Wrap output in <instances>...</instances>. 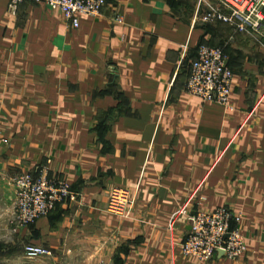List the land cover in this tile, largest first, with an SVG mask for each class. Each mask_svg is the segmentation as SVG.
I'll return each instance as SVG.
<instances>
[{
  "label": "crops",
  "instance_id": "crops-1",
  "mask_svg": "<svg viewBox=\"0 0 264 264\" xmlns=\"http://www.w3.org/2000/svg\"><path fill=\"white\" fill-rule=\"evenodd\" d=\"M6 2L0 264H264V46L193 21L195 0H105L76 27L43 3L24 0L10 15ZM199 43L223 47L231 109L184 91ZM41 167L73 197L12 231L13 178ZM113 186L134 194L127 218L105 210ZM220 206L241 216L243 254L183 256L187 216ZM25 244L52 254L26 259Z\"/></svg>",
  "mask_w": 264,
  "mask_h": 264
},
{
  "label": "built area",
  "instance_id": "built-area-1",
  "mask_svg": "<svg viewBox=\"0 0 264 264\" xmlns=\"http://www.w3.org/2000/svg\"><path fill=\"white\" fill-rule=\"evenodd\" d=\"M24 0H7L6 11L14 15ZM43 3L51 10L61 13L70 26L76 27L80 15L96 16L105 0H29ZM196 17L193 21L219 22L233 32L243 33L264 46V0H195ZM116 22L120 17L116 16ZM233 74L226 65L222 46L199 44L195 57L187 66L184 91L202 102H215L225 109H231ZM5 141V140H2ZM13 210L9 219L10 229L26 227L35 219L47 215L56 203L72 199L69 184L62 178L48 177L46 168L41 167L37 175L21 173L13 178ZM191 198V197H190ZM134 194L127 188L113 186L107 191L105 210L120 218H127L131 211ZM202 197H198L201 202ZM183 213L175 211L169 222ZM240 214L226 207L196 209L187 216L189 230L179 245L183 256L198 262L208 261L215 253L230 260L238 259L245 251L240 233ZM23 257L51 256L52 252L40 245L25 244Z\"/></svg>",
  "mask_w": 264,
  "mask_h": 264
},
{
  "label": "trees",
  "instance_id": "trees-1",
  "mask_svg": "<svg viewBox=\"0 0 264 264\" xmlns=\"http://www.w3.org/2000/svg\"><path fill=\"white\" fill-rule=\"evenodd\" d=\"M199 44H200V43H199ZM201 44H202V43H201ZM197 46H198V45H197ZM196 48H197V47H196ZM222 49H223V47H222ZM195 52H196V49H195ZM223 52H224V51H223ZM194 57H195V56H194ZM187 66H188V65H187ZM230 70H231V69H230ZM53 208H54V207H53ZM53 208H52V209H53ZM29 225H30V224H29Z\"/></svg>",
  "mask_w": 264,
  "mask_h": 264
},
{
  "label": "rangeland",
  "instance_id": "rangeland-1",
  "mask_svg": "<svg viewBox=\"0 0 264 264\" xmlns=\"http://www.w3.org/2000/svg\"><path fill=\"white\" fill-rule=\"evenodd\" d=\"M1 243V242H0Z\"/></svg>",
  "mask_w": 264,
  "mask_h": 264
},
{
  "label": "water",
  "instance_id": "water-1",
  "mask_svg": "<svg viewBox=\"0 0 264 264\" xmlns=\"http://www.w3.org/2000/svg\"><path fill=\"white\" fill-rule=\"evenodd\" d=\"M220 253V252H219Z\"/></svg>",
  "mask_w": 264,
  "mask_h": 264
}]
</instances>
